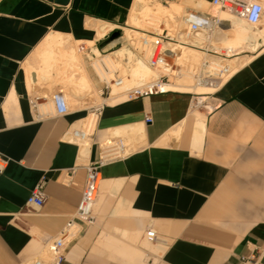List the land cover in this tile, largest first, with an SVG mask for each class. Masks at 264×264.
Masks as SVG:
<instances>
[{
  "label": "crops",
  "instance_id": "1",
  "mask_svg": "<svg viewBox=\"0 0 264 264\" xmlns=\"http://www.w3.org/2000/svg\"><path fill=\"white\" fill-rule=\"evenodd\" d=\"M134 3L0 0V154L10 160L0 173V264L41 256L77 213L88 167L103 161L96 222L83 228L61 264H264V44L236 54L243 65L208 97L214 102L208 114L192 109L198 95L180 91L89 106L91 84L110 98L87 60L88 88L79 89L92 92L79 94V109L57 116L37 107L51 102L50 87L63 90L70 75L62 74L60 59L51 61L60 74L37 84L44 53H53L47 40L69 36L104 53L114 42L106 38L127 25ZM99 23L111 26L100 40L93 27ZM95 109L93 143L81 159L80 146L66 139ZM126 130L135 131L137 146L115 136ZM109 138L121 151L105 150ZM40 183L46 200L38 209L27 201ZM152 226L162 244L143 237Z\"/></svg>",
  "mask_w": 264,
  "mask_h": 264
},
{
  "label": "bare ground",
  "instance_id": "2",
  "mask_svg": "<svg viewBox=\"0 0 264 264\" xmlns=\"http://www.w3.org/2000/svg\"><path fill=\"white\" fill-rule=\"evenodd\" d=\"M150 1L151 0H135L134 3L135 8L133 9V13L129 19L130 25L138 27L142 22V26H143V22L147 19L148 13L150 14L153 13L154 15H156L157 18H159L158 21L153 19V17L155 18V16L152 17V21L155 22V24L157 22L158 24L162 23L167 26H171L172 23H175L176 25L177 22L182 20L181 18L184 13L195 11L196 9L200 10L198 12L206 13L204 12L206 10V2L201 0H200L201 2L198 3L196 8L187 7L186 10L183 4H179L175 2L169 3L168 6H163L161 2H155L154 3L155 5L151 7ZM193 2H197V0H194ZM261 4L264 7V0H261ZM210 8L211 11H208L210 14L213 15L218 14L221 17V19L224 21V26L220 28V30L217 32L214 38L216 44L220 47L218 46L213 47V51H215L216 53L220 54L223 57H226V56H231L232 54L235 53L234 49L232 48L233 46L246 43L243 45L250 44L248 49H250L251 51H255L262 44H264V29L254 28L253 26L249 25L246 21L238 17H235L228 12H218L216 8H213L211 6V2H210ZM261 23H264V17ZM106 25L99 23L93 26L96 30H98V39L103 38V36L106 33H108V30L111 26H106ZM122 29L124 31L123 36L120 37L119 39H116L104 51V53H101L95 47V42H85L84 44L87 45L88 47L87 48L83 47L81 49L82 51H86V53H88L87 52L88 50H91V52H89L88 54L87 59H89L88 60V63H90L89 67L91 68L93 74H95V76L97 77L99 83L104 82L112 85L114 80L117 81V78H115V74L121 71L123 69L122 65H124L125 70L122 72L123 74L119 78L122 80V85L120 87L113 85L112 86L113 89L111 93L112 96L108 100L102 99L104 103L114 104L123 101L124 99L127 100L131 90L135 89L136 87H139L141 83L149 82L158 77L157 72L153 70L148 64L149 52H150L149 47H150V42L152 41L151 40L152 37L150 38L139 37L137 39L134 36V34L130 32L129 29L127 28H122ZM158 29L160 28L158 27ZM219 38L224 39L225 41L227 38H230L232 40H230L228 44H226L225 41L223 42V40H220ZM69 41H72L74 43L73 45H71L70 50H67L66 54L60 56L56 54V56H54V51H58L62 49L64 46H67L69 44ZM119 43H122L121 44L122 47L120 49L114 52H109V49L115 47ZM78 44L79 43L74 42L72 38L69 36L57 35L55 37L48 39L46 45L50 47L53 53H51V55L44 53L43 57H45L44 61L46 62V68L41 69L40 71H36L38 78L37 84L39 85L41 80L47 77L50 73H54L56 71L57 74H60L61 71L59 69L56 68L55 70L54 67L51 66V61L58 62L59 59L61 60L62 64H64L66 68V71L62 72V74L64 73L69 74L70 72V76H68L69 79L66 81L67 86H69L68 90L70 91V93L69 95L67 94L65 95L66 99H68L70 107H73L74 105L75 106L79 105L83 102V101L82 102L79 101L80 100L79 94L85 93V91L80 90L79 85L86 83L88 80L87 72H86L87 62H85V60L77 53ZM221 44H223L226 48H223ZM244 49L246 48L244 47ZM92 53L95 55L96 58L92 56ZM197 53L201 54L202 57ZM125 60L128 61L127 64H123ZM222 61H227V60H223L220 56H209L207 55V53L193 48H183L181 53V62L185 68L181 73V75L178 77L176 83L172 84L168 88L185 93L197 92V93H193L198 96L192 105V109H199L202 110L204 113L208 114L214 109V105H212L210 102L209 103L207 102L208 100L207 95L216 93L218 90V85H216L215 83L208 85L198 84L194 74L207 63H209V65L217 71L219 68H225L223 72L216 73V77L218 79L222 78L223 79L222 83L224 84L242 65L239 66L238 62L232 60L226 63L225 66H222ZM77 64L80 65V68L79 67L78 68L82 71L81 72L82 75H80L81 76L80 79L77 78L76 76L77 74H73L74 71L77 69ZM30 78L31 77H29L30 86L36 85L33 79ZM91 92L92 91L90 90L82 95H86ZM37 107L39 108L40 113L42 115H47L52 112L55 113L54 105L50 101L48 103L38 102ZM97 120L98 118L95 115H92V118L89 119L87 124L83 125L82 127H80L79 125L74 126L75 128L71 129V131L68 134L69 140L71 142H74L75 144L77 143L80 146L81 159H84L87 152L90 150L91 143H93L91 142L90 138L91 135L95 132ZM131 130L132 129H130V131ZM119 133H121V135L123 136H117V137L123 138L122 144L124 146L129 145L131 146V148L135 147L133 145L134 141H136L135 131L130 132L131 134L127 133V130L126 132L124 131ZM115 146L121 147V144L118 143L117 141H114V139L112 138L106 139L103 142L104 148L115 147ZM101 185H100L98 202L95 209L98 207V204L100 202ZM41 256H43V258ZM41 256L40 257L45 262V264H50V262L54 260L53 256L50 253L49 245L45 246L44 252Z\"/></svg>",
  "mask_w": 264,
  "mask_h": 264
},
{
  "label": "built area",
  "instance_id": "3",
  "mask_svg": "<svg viewBox=\"0 0 264 264\" xmlns=\"http://www.w3.org/2000/svg\"><path fill=\"white\" fill-rule=\"evenodd\" d=\"M211 6L216 8L218 12H228L246 21L254 28L260 25L264 17V7L261 4V0H212ZM183 24L185 28L179 33L164 30L161 34L153 35L149 47L148 64L157 72L158 77L149 82L141 83L139 87L131 90L127 100L176 91L168 87L176 83L185 68L181 62L183 48H193L203 51L209 56L223 57L214 51L208 50V42L210 40L212 42L215 41V35L224 26V21L218 14L213 15L210 13L191 11L183 18ZM200 36L203 39L202 45L204 47H201L199 42L194 41L195 38ZM225 65L222 64V66ZM224 70L225 68H219L217 71L207 63L194 75L198 84L208 85L215 83L219 88L223 85V79H218L216 73L223 72ZM113 83L112 85L104 83L102 95L110 98L113 89L112 86L116 85L120 87L122 80L117 78V81L114 80ZM50 99L57 116L66 115L72 111L63 90L53 93ZM99 111L100 109H95L92 115L98 118ZM145 122L146 124H152L153 119L150 116H146ZM66 140L71 142L68 137ZM121 148L122 145L121 147H108L105 150L110 153L121 151ZM9 162L10 160L6 156L0 154V173L6 170ZM104 163L105 161L88 167L85 190L77 213L70 219L65 229L48 244L50 253L54 259L50 264L63 263L67 258L68 246L82 233L84 227L91 226L96 222L95 207L98 202L100 185L102 183L101 167ZM67 184H73L71 178H68ZM43 187L44 184L40 183L35 188L27 201L28 206L38 209L43 207L46 200ZM144 237L151 244H162L161 236L153 228H149ZM250 262H252L251 259L245 261V263ZM27 264H45V262L38 257L29 260Z\"/></svg>",
  "mask_w": 264,
  "mask_h": 264
},
{
  "label": "rangeland",
  "instance_id": "4",
  "mask_svg": "<svg viewBox=\"0 0 264 264\" xmlns=\"http://www.w3.org/2000/svg\"><path fill=\"white\" fill-rule=\"evenodd\" d=\"M194 0H151L150 1V5H151V7L152 6H154L155 4V2H161V4H163V6H168V4L169 3H172V2H175V3H179V4H183L184 6H185V10H186V8L188 7V8H196L197 7V5H198V3L199 2H201V1H204V2H206V10L204 11V12H208V11H211V8H210V2H211V0H197V2H193ZM135 8V4H134V6H133V8H132V11H131V13H130V16L132 15V13H133V9ZM184 10V11H185ZM195 11H200V10H195ZM209 13V12H208ZM152 14V15H151ZM148 13V15H147V19L143 22V26H142V22L140 23V26H138V27H135V26H132V25H130L129 24V20H128V23H127V25H124V26H122V28H127V29H129L130 30V32H132V34H134V36L138 39L139 37L141 38H150V37H153V35H156V34H161L164 30H166V31H168V32H173V33H179L181 30H183L184 28H185V25L183 24V22H182V20H183V18L186 16V14L187 13H184L183 14V16H182V20H180L179 22H177L176 23V25H175V23H172L171 24V26H167V25H165V24H162V23H157L156 22V24H155V22H153L152 21V17L153 16H155V18L153 17V19L154 20H158L159 18H157L156 17V15H154L153 13ZM220 17V16H219ZM130 18V17H129ZM221 18V17H220ZM159 21V20H158ZM161 21V20H160ZM182 22V23H181ZM88 23H90V22H88ZM178 23H180V24H178ZM173 24H174V26H173ZM157 25V26H156ZM178 25V26H177ZM261 25V26H260ZM258 27H256V28H261V29H264V23H261ZM158 27L160 28V29H158ZM144 28V29H143ZM172 28H174V29H172ZM171 29H172V31H171ZM158 30H159V32H158ZM161 30V31H160ZM174 30H176V31H174ZM117 31H120L121 32V35H120V37H122L123 36V29H117V30H115L113 33H115V32H117ZM113 33H111L106 39H109L112 35H113ZM182 34V33H181ZM120 37H118V39L120 38ZM101 39V38H100ZM99 39V40H100ZM136 39V40H137ZM220 39V38H219ZM116 40V39H115ZM115 40H112L111 42H113V41H115ZM215 40V39H214ZM220 40H223V42L225 41L224 39H220ZM230 40H232V39H230V38H227L226 39V41H225V43L226 44H228V42L230 41ZM194 41H196V42H199L200 43V45H201V47H204V45H202V43H203V39H202V37L200 36V37H197V38H195L194 39ZM110 42V43H111ZM109 43V44H110ZM69 44H71V45H73L74 43L72 42V41H69ZM108 44V45H109ZM122 43H119V44H117L115 47H113V48H111V49H109V52H114V51H116V50H118V49H120L121 47H122V45H121ZM243 44H246V43H243ZM243 44H240V45H236V46H233L232 48L234 49V51H235V53L234 54H232L231 56H226V57H221V58H223V59H225V60H227V61H222V64H226V63H228V62H230V61H232V60H236V59H239V60H242V58H241V56H237L236 54L237 53H239V52H242V51H251L250 49H248V47H249V43H247V44H249V45H243ZM231 45V44H230ZM213 46L214 47H217L218 45L216 44V41H213ZM221 46L223 47V48H226L223 44H221ZM232 46V45H231ZM247 46V47H246ZM83 47H88L87 45H85L84 43H79L78 45H77V53L85 60V62H86V60L88 61L89 59H87L88 58V54H89V52H91V50H88L87 52L88 53H86V51H82L81 49L83 48ZM218 47H220V46H218ZM244 47L246 48V49H244ZM240 48H241V50H240ZM243 48V49H242ZM84 52V53H83ZM57 53V55H58V52H56ZM56 53H54V56H56ZM107 54V53H106ZM197 54H199V53H197ZM104 55V54H103ZM201 57H202V55L201 54H199ZM92 56L93 57H95V55L92 53ZM96 58V57H95ZM127 60H125L124 62H123V64H127L128 63V61L126 62ZM237 62V61H236ZM238 64H239V66L240 65H243V61L242 62H240V61H238ZM123 67V69L121 70V71H119V72H117L116 74H115V78H120L121 76H122V72L125 70L124 69V65H122ZM80 68V65H78L77 64V69L74 71V73L73 74H77V76L78 75H82V71L79 69ZM241 67V66H240ZM53 73H50L46 78H48V77H50L51 75H52ZM70 76V75H69ZM57 85H59V83H56L55 84V86H57ZM99 85L100 86H103L104 85V82H102V83H99ZM67 83H60V87H62L63 88V91H64V94L66 95H69V93H70V91L68 90L69 89V86H67ZM66 87V88H65ZM89 87H91V89H92V91H93V93H94V96L92 97V100H91V102H90V104H89V106H93V105H95V106H98V105H102V103L104 102L103 100H105V99H103L102 100V97L100 96V92H97L96 90H94L93 89V86H92V84L89 86ZM86 88H88V85H87V83L86 84H84L83 86H82V89H86ZM50 91L52 92V94L53 93H55L54 91L55 90H53L52 89V87H50ZM66 91V92H65ZM193 93H197V92H193ZM199 94V93H198ZM213 95V94H212ZM112 96V95H111ZM212 97L211 96V94L210 95H207V97ZM105 97V96H104ZM111 98V97H110ZM127 99V98H126ZM125 100V99H124ZM195 101V100H194ZM207 102L209 103H211L212 105H214V102H213V100L212 99H208L207 100ZM194 103V102H193ZM83 104H81V106H82ZM79 106L80 105H74L73 107H71V109L72 108H74V109H79ZM89 118V117H88ZM92 118V116L89 118V119H91ZM89 119L87 120V121H84V122H82V123H80V124H78V125H85V124H87V122L89 121ZM117 135H119V136H123V135H121V133H117ZM117 135H115L116 137H117ZM115 136H113V137H115ZM140 142V140L139 139H136V141H134V143H133V145L134 146H137L136 144H138ZM98 212V209L96 208V210H95V213H97ZM151 228H153L154 230H156L157 232H158V234L160 235V233H159V231H158V229L156 228V227H154V226H152ZM148 229H146V231H147ZM146 231L144 232V234H143V237L145 236V233H146ZM161 236V235H160ZM40 255H37L35 258H38ZM42 258H43V256H41ZM40 257V258H41ZM149 258H151V257H149ZM148 258V259H149Z\"/></svg>",
  "mask_w": 264,
  "mask_h": 264
},
{
  "label": "water",
  "instance_id": "5",
  "mask_svg": "<svg viewBox=\"0 0 264 264\" xmlns=\"http://www.w3.org/2000/svg\"><path fill=\"white\" fill-rule=\"evenodd\" d=\"M120 35H121L120 31L113 33V35L110 37V41L118 39V37H120Z\"/></svg>",
  "mask_w": 264,
  "mask_h": 264
}]
</instances>
